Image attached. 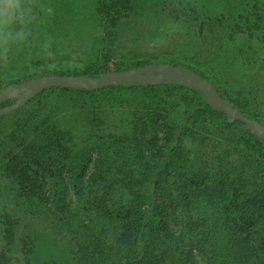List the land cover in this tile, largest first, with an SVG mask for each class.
I'll list each match as a JSON object with an SVG mask.
<instances>
[{
  "label": "trees",
  "instance_id": "16d2710c",
  "mask_svg": "<svg viewBox=\"0 0 264 264\" xmlns=\"http://www.w3.org/2000/svg\"><path fill=\"white\" fill-rule=\"evenodd\" d=\"M171 1L182 7V18H186L190 12L186 2ZM136 4L137 0H99L98 13L108 28L106 39H110L99 53L104 64L75 75L100 77L133 67L131 60L120 61L115 55L122 52L118 29L133 15ZM228 15L226 21L231 17ZM40 17L33 24L39 21L44 25L45 16ZM220 25L211 47L196 44L192 56L181 60L182 65L212 82L223 98L252 118L248 115L250 103L264 75L255 82L245 61L252 65L248 57L259 56L264 49L249 44L256 30L248 27L232 32V36L246 35L247 41L234 56L227 55L220 44L215 46L225 27ZM33 28L30 25L29 32ZM21 51L14 48L7 65L0 61V93L47 75L36 73L31 68L35 61L24 58ZM143 61L149 64L159 59ZM213 68L217 69L215 79L210 78ZM237 84L240 89L232 92ZM176 88L186 92L180 122L172 111L157 110L146 102L153 98L165 101ZM126 90L147 98L142 100V107L134 108L128 135L107 134L103 132V118L109 117L101 112L105 94ZM13 102L2 103L0 108ZM62 108L75 111L79 117L82 141H77L72 126L63 127L55 118ZM202 120L211 127L209 130L222 133L224 126L242 128L234 130L232 138L222 139L233 140L245 151L246 159L235 175L226 174L209 158L190 160L188 170L175 164V150L186 126ZM163 126L166 132H161ZM162 135L166 137L164 144ZM92 147L98 149V157L94 171L86 175L82 168ZM61 163L72 172L69 179L75 200L69 195L68 178L59 170ZM247 163L258 171L248 172ZM169 164L173 165L174 178L165 172ZM263 164V140L245 124L229 123L224 112L209 105L205 94L182 84L45 90L19 110L0 116V201H5L9 192L15 201L0 221V264H33L35 241L20 236L18 228L36 227L43 223L41 219L55 232H72L67 236L73 239L72 255L78 264H264V181L259 180ZM172 179L177 189L170 185ZM9 245L14 247L9 250Z\"/></svg>",
  "mask_w": 264,
  "mask_h": 264
},
{
  "label": "rangeland",
  "instance_id": "374dc122",
  "mask_svg": "<svg viewBox=\"0 0 264 264\" xmlns=\"http://www.w3.org/2000/svg\"><path fill=\"white\" fill-rule=\"evenodd\" d=\"M177 1L186 2L191 12L187 15H192L191 17L182 18V7L171 0H137L133 15L118 29L122 40V52L117 53L116 58L120 61L131 60L134 63L132 68L154 64L145 63L143 60L146 58L159 59L155 63L182 65L183 61L181 60L192 56L191 50L196 44L202 43L205 47H211L217 32L221 30V23L225 24V27L221 34V40L216 41L215 46L220 44L227 55L234 56L245 40L247 41L246 35L232 36V32L234 30L244 31L248 27L256 30L255 39L249 44L264 49V0ZM98 4L99 0H34L35 20L41 19V15L45 16L43 18L44 25L39 21L35 24L32 23L33 32L30 29L28 40L19 48L22 50L24 58H32L35 61L31 68L36 73H47V75L70 73L75 75V73H84L90 69L99 68L104 64L99 53L107 47L110 39H106L108 28L98 13ZM51 11L53 14L49 16ZM228 14L231 17L228 18L229 21H226ZM236 26H240V29H236ZM250 58L252 65L248 61H245V64L251 67L247 69V72L250 74V78L256 82L264 75V53L259 56L251 55L248 59ZM53 59L56 61L53 62ZM222 59H225V56ZM109 65L113 66L111 63ZM212 66L215 67L214 64ZM213 70L210 78L215 79L218 77L217 69L213 68ZM11 77L13 76L9 75V78ZM257 84L259 89H256L254 93L255 100L250 103L248 115L264 124V82L259 84L258 81ZM238 89H240V84L231 88L232 92ZM185 95L184 89L176 88L175 94L170 96L168 93V98L165 101H161V98H153L152 102H148L143 93L129 90L119 93L106 92V101H104L101 112L107 113L106 116L109 118L107 120L103 118V132L128 135L133 110L142 107L144 99L157 110L172 111L171 113L178 115L180 122L184 115L182 108H185L183 103V101L186 102ZM67 105L69 106V104L64 106ZM64 109H60V113L58 112L55 118L60 120L58 122L63 127L72 126L73 133L78 138L77 141H82L83 137H80L78 132L82 131L83 124H79V117L73 113L75 111ZM209 129L211 127L204 120L193 121L186 126L180 143L177 144L178 148L175 150V157L178 159L175 164H178L179 168L187 167L188 170L190 160L202 161V158H209L208 160L212 164L221 167L226 174L235 175L246 159L245 151L241 150V147L233 140L224 142L222 139L232 138L231 135L242 128L236 127L234 131L226 129L224 126V133L220 132L222 130ZM163 131L166 132L164 126L161 128V132ZM164 136L162 135L161 144L166 140ZM92 148L93 150L88 153L82 168L86 175H90L94 171V160L98 157V149ZM261 166L259 180L264 181V164ZM245 167L250 173L258 171L249 163ZM59 170L68 178L69 195L75 200V188L73 181L69 179L72 172L65 163L60 164ZM165 172L169 178H171L169 175L175 177L172 164L166 167ZM172 180L170 185L173 184L172 188L177 189L175 180ZM4 196L5 201H0V221H2L4 213L15 206L12 193L9 192ZM41 221L43 223L36 227L18 228L20 236H25L28 242H30L29 238L35 241L31 257L32 263L78 264L72 255V250L75 247L73 239L68 237L70 236L68 233L72 234V232L67 229L66 235L59 230L55 232L46 228L45 223L48 222H44L42 219ZM73 223L75 224V221ZM76 223H80V221ZM61 229L64 230L63 227ZM13 247L14 245H9L6 248L10 250Z\"/></svg>",
  "mask_w": 264,
  "mask_h": 264
},
{
  "label": "water",
  "instance_id": "95a60500",
  "mask_svg": "<svg viewBox=\"0 0 264 264\" xmlns=\"http://www.w3.org/2000/svg\"><path fill=\"white\" fill-rule=\"evenodd\" d=\"M166 83L182 84L205 94L209 105L217 112H224L229 123L241 122L245 124L255 136L264 141V124L245 115L229 100L223 98L212 82L202 78L186 66L163 62L112 71L100 77L62 74L39 76L23 84L13 86L15 89L11 94L13 98L9 97L6 90L0 93V105L9 100H14L12 104L0 108V116L19 110L45 90L53 88L95 91L109 86L129 84L158 86Z\"/></svg>",
  "mask_w": 264,
  "mask_h": 264
},
{
  "label": "clouds",
  "instance_id": "9594fccd",
  "mask_svg": "<svg viewBox=\"0 0 264 264\" xmlns=\"http://www.w3.org/2000/svg\"><path fill=\"white\" fill-rule=\"evenodd\" d=\"M34 20V0H0V61L3 64H8L14 48L28 40ZM14 91L13 87L6 90L10 98Z\"/></svg>",
  "mask_w": 264,
  "mask_h": 264
}]
</instances>
